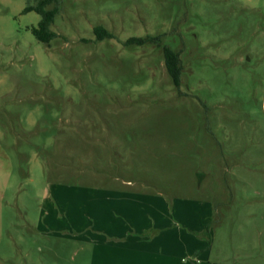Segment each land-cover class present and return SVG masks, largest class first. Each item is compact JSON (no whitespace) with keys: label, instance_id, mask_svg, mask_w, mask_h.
Listing matches in <instances>:
<instances>
[{"label":"rangeland","instance_id":"1","mask_svg":"<svg viewBox=\"0 0 264 264\" xmlns=\"http://www.w3.org/2000/svg\"><path fill=\"white\" fill-rule=\"evenodd\" d=\"M29 3L0 0V264H264V0H61L50 46Z\"/></svg>","mask_w":264,"mask_h":264},{"label":"trees","instance_id":"2","mask_svg":"<svg viewBox=\"0 0 264 264\" xmlns=\"http://www.w3.org/2000/svg\"><path fill=\"white\" fill-rule=\"evenodd\" d=\"M60 10L61 0H35L34 4L29 3L25 8V13L35 11L41 16L38 27L32 29V32L38 41L50 46L51 42L59 37V35L51 29V26L54 24ZM94 32L99 41L114 38L112 33L101 26L96 27ZM157 40H159V37H132L128 39L125 44L127 46H143ZM164 56L168 73L171 76L174 85L179 88L183 72L180 54L169 47H165Z\"/></svg>","mask_w":264,"mask_h":264},{"label":"crops","instance_id":"3","mask_svg":"<svg viewBox=\"0 0 264 264\" xmlns=\"http://www.w3.org/2000/svg\"><path fill=\"white\" fill-rule=\"evenodd\" d=\"M110 228H112V229H118L119 228V225L118 226H115V228H114L113 224L110 223ZM192 232H194V230ZM199 238L200 239L198 240L199 242H198V246L197 247H200V244L202 242L201 240L203 239V237L201 239V237L199 236ZM110 240H115V241H110ZM116 240L117 241H120V237H117L116 235L111 236V238L109 237V241L112 242V243H114V244H116ZM204 242L205 241H203V243ZM205 243L206 244L208 243V245L210 244L212 246V242H207L206 241ZM102 245L104 247L101 248V249H104V251H105L107 245L106 244L104 245V243ZM200 249L202 250V248H200ZM201 250H198V251H201ZM189 253L190 254L187 253L186 255L179 256L177 258V256H174V255L159 256V254L156 255V254H154V252H152V253H148L147 252V253H145V258L144 257L143 258H144L145 262H147L148 264H190L189 262H190V258L192 256L191 255L192 252H189ZM109 257H112L113 260H118V258L120 259L121 258L120 246H118L117 247V250H116V246L113 245V247H111V249H110ZM192 260H193L192 261L193 264H215L212 261H207L206 258L205 259L204 258L202 259L201 256H196V255L192 256ZM216 264H218V262H216Z\"/></svg>","mask_w":264,"mask_h":264}]
</instances>
